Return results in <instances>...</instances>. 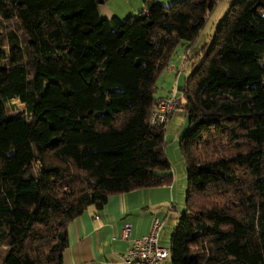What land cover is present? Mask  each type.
<instances>
[{"label": "trees", "instance_id": "trees-1", "mask_svg": "<svg viewBox=\"0 0 264 264\" xmlns=\"http://www.w3.org/2000/svg\"><path fill=\"white\" fill-rule=\"evenodd\" d=\"M103 2L0 0V264H62L89 207L174 181L173 115L151 123L170 97H156L157 80L220 0H149L124 19ZM189 57L200 63L178 88L188 186L169 258L264 264V0H234ZM14 97L27 116L8 109Z\"/></svg>", "mask_w": 264, "mask_h": 264}, {"label": "crops", "instance_id": "crops-1", "mask_svg": "<svg viewBox=\"0 0 264 264\" xmlns=\"http://www.w3.org/2000/svg\"><path fill=\"white\" fill-rule=\"evenodd\" d=\"M156 1L169 5L177 0ZM148 5L149 0H104L99 8L107 18L124 19L147 10ZM189 51L192 53V49L187 50L185 61H190ZM179 85L180 82L174 89L178 93ZM177 197L173 184L112 195L100 210L89 207L69 225V246L62 264H121L120 255L131 247L135 238L150 231L155 218L164 217L166 223L165 218L176 209V205L168 204ZM126 224H131L128 237L124 236ZM160 264H169V258Z\"/></svg>", "mask_w": 264, "mask_h": 264}, {"label": "rangeland", "instance_id": "rangeland-1", "mask_svg": "<svg viewBox=\"0 0 264 264\" xmlns=\"http://www.w3.org/2000/svg\"><path fill=\"white\" fill-rule=\"evenodd\" d=\"M232 2H234V0H220L215 11L210 15L206 22L201 34L195 42V45L189 48L190 50L192 49V53L189 51V54L193 55L204 45L210 47L216 28L227 13ZM189 49L185 44L180 45L171 59V68L165 69L161 73L157 80V98L176 96L177 90L174 91L176 84L180 82V86H182L185 76L191 72L193 65L195 64L196 66L200 63L196 58H193L190 61H185L188 54L187 50ZM178 98L177 109L174 112L175 114H173V119L167 124L165 134V152L172 167L171 171L174 174L172 185L175 184V197L176 195H179V198L177 197L178 199H176L175 202H170L168 204L169 207L171 205H176V209H172L170 216L165 218V228L164 231L162 230L163 233H161L162 235L160 237V245L168 249L171 247V236L177 224L178 217L185 209L186 191L188 186L187 164L180 148V139L188 130L189 117L184 109L185 99L181 92L178 93ZM8 109L17 113V115L27 116L28 114L26 106L20 103L16 97L10 99ZM160 218L164 219V217ZM169 264H173L170 258Z\"/></svg>", "mask_w": 264, "mask_h": 264}, {"label": "built area", "instance_id": "built-area-1", "mask_svg": "<svg viewBox=\"0 0 264 264\" xmlns=\"http://www.w3.org/2000/svg\"><path fill=\"white\" fill-rule=\"evenodd\" d=\"M176 96L161 99L158 108L151 115V123L156 125L166 124L168 118L177 109ZM165 225V220L155 218L150 231L135 238L131 247L120 255L121 264H160L169 258V249L160 245V237ZM131 232V224H126L124 236L128 237Z\"/></svg>", "mask_w": 264, "mask_h": 264}]
</instances>
